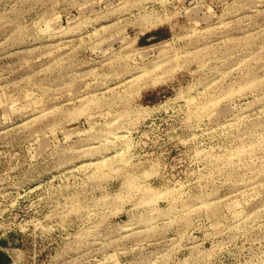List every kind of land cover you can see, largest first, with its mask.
<instances>
[{"label": "rangeland", "instance_id": "obj_1", "mask_svg": "<svg viewBox=\"0 0 264 264\" xmlns=\"http://www.w3.org/2000/svg\"><path fill=\"white\" fill-rule=\"evenodd\" d=\"M0 249L264 264V0H0Z\"/></svg>", "mask_w": 264, "mask_h": 264}, {"label": "water", "instance_id": "obj_2", "mask_svg": "<svg viewBox=\"0 0 264 264\" xmlns=\"http://www.w3.org/2000/svg\"><path fill=\"white\" fill-rule=\"evenodd\" d=\"M5 255V254H4ZM8 259V258H7ZM7 261L3 256V251L0 249V264H7Z\"/></svg>", "mask_w": 264, "mask_h": 264}, {"label": "bare ground", "instance_id": "obj_3", "mask_svg": "<svg viewBox=\"0 0 264 264\" xmlns=\"http://www.w3.org/2000/svg\"><path fill=\"white\" fill-rule=\"evenodd\" d=\"M8 263V262H7Z\"/></svg>", "mask_w": 264, "mask_h": 264}]
</instances>
